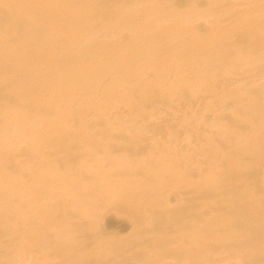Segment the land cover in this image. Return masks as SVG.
Returning <instances> with one entry per match:
<instances>
[{
	"label": "bare ground",
	"instance_id": "6f19581e",
	"mask_svg": "<svg viewBox=\"0 0 264 264\" xmlns=\"http://www.w3.org/2000/svg\"><path fill=\"white\" fill-rule=\"evenodd\" d=\"M0 234V264H264V0H0Z\"/></svg>",
	"mask_w": 264,
	"mask_h": 264
},
{
	"label": "rangeland",
	"instance_id": "374dc122",
	"mask_svg": "<svg viewBox=\"0 0 264 264\" xmlns=\"http://www.w3.org/2000/svg\"><path fill=\"white\" fill-rule=\"evenodd\" d=\"M174 158H175V156H173V159H174ZM138 227H140V226L137 225L136 228H138ZM4 238L6 239L5 236H3V235L0 234V239H1V240H0V245H1V246H3V245L5 244V239H4ZM214 250H215V249H212V252H213ZM215 251H216V250H215ZM216 252H218V251H216ZM116 264H119V263H116Z\"/></svg>",
	"mask_w": 264,
	"mask_h": 264
}]
</instances>
